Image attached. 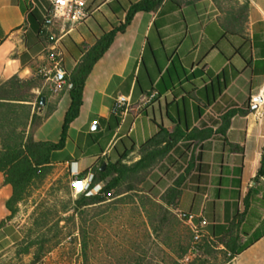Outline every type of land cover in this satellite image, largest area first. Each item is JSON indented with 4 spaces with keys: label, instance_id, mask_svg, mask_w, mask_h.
Instances as JSON below:
<instances>
[{
    "label": "crops",
    "instance_id": "obj_1",
    "mask_svg": "<svg viewBox=\"0 0 264 264\" xmlns=\"http://www.w3.org/2000/svg\"><path fill=\"white\" fill-rule=\"evenodd\" d=\"M118 1L129 6L139 0ZM174 1L165 2L155 13L137 12L127 29L117 34L87 78L80 115L71 124L66 147L56 152L54 164L67 165L72 176L94 173L103 159H117L112 149L128 137L132 139L128 145H135V150L126 162L133 163L141 157V145L161 125L169 131L177 124L218 129L226 111L251 106L248 114L233 117L226 135L217 133L203 142L180 141L150 169L143 186L161 196L195 154L196 165L177 209L207 219L206 230L212 238L222 236L236 215L245 211V198L252 188L248 217L240 228L250 229L249 219L256 224L241 235L239 243L255 234L259 238L233 264H264V176L255 181L264 152V0ZM31 3L0 0V102L27 112V135L57 142L72 103L70 87L54 92L50 81L36 76L37 66L47 61L52 47L59 46L63 66L71 73L86 50L124 21L126 12L117 0H88L93 15L84 23L41 27L37 19L28 21ZM51 35L61 37V43L56 44ZM173 61L179 76L173 72L174 82L167 80L169 88L145 103L154 88H164L161 79L174 70ZM119 94L130 96L131 104L107 148L96 152L109 133L99 122L111 116ZM34 114L38 119L33 127ZM12 195L13 187L0 171V223L11 214L7 201Z\"/></svg>",
    "mask_w": 264,
    "mask_h": 264
},
{
    "label": "rangeland",
    "instance_id": "obj_2",
    "mask_svg": "<svg viewBox=\"0 0 264 264\" xmlns=\"http://www.w3.org/2000/svg\"><path fill=\"white\" fill-rule=\"evenodd\" d=\"M6 113L0 109L3 137L13 129ZM71 173L54 164L3 219L0 264H233L222 245L211 256L191 252V226L144 181L130 179L105 201L79 206L82 193H75Z\"/></svg>",
    "mask_w": 264,
    "mask_h": 264
},
{
    "label": "trees",
    "instance_id": "obj_3",
    "mask_svg": "<svg viewBox=\"0 0 264 264\" xmlns=\"http://www.w3.org/2000/svg\"><path fill=\"white\" fill-rule=\"evenodd\" d=\"M167 1L169 0H139L136 3H131L129 6H124L117 0L126 12L124 21L118 26L113 27L109 32L104 33L91 48L84 52L76 68L71 73L67 72V79L71 83L70 92L72 103L65 115L62 134L59 141H37L32 133L29 135H26V131L19 133L17 131L18 127L21 125L27 127V122L29 120L27 112L25 110L19 112V110L13 107L10 103L0 102V109L7 110L6 117L13 115V119L10 121V124L13 125L11 133L6 134L4 137L0 135V171L5 173L6 182L13 187V195L7 201V207L11 212L10 217L18 211V204L24 199L31 186L37 180H43L51 173L56 152L63 150L66 147L71 124L81 112L87 78L95 64L109 50L117 34L119 32H124L127 29L137 12L145 11L155 13ZM175 4L180 6L178 2H175ZM113 5L111 4L112 7ZM27 16L29 22L37 19L41 27H43V16L41 15L39 8L32 3L28 7ZM243 38L247 42H250L249 39L245 37ZM173 69L174 70L169 69L167 75H163L161 79L164 88L162 89L160 86L154 88L158 91V95H161L164 90L169 88L168 79L170 83L174 82L175 76L173 72L179 76L176 61H173ZM252 110L253 108L251 106L247 108L234 107L229 109L221 116L222 124L218 129H214V127L190 128L177 124L173 131H169L166 127L161 125L159 132L141 145V157L133 163L126 162V159L129 154L135 150V145H128L127 141L132 140L131 138H121L116 142L112 149L113 154L118 155L117 159L114 160L112 156L107 160L103 159L101 164L93 169L94 178L92 186L97 182L103 181L105 184L102 190L96 194L82 193L81 197L76 202L79 206L103 202L111 197L113 192L128 180L138 178L139 181H144L149 174L150 169L164 158L180 141L195 140L203 142L217 133L226 135L233 117L236 115H246ZM201 112H203V110H201ZM122 116L123 110L119 112L113 111L109 118H101L99 123L106 125L109 133L100 142L96 152L102 153L107 148L114 137L115 129L121 123ZM37 119V114H34L32 120L33 127L37 123ZM2 131L0 133L3 134ZM122 147H124V150H121ZM196 159L197 156L193 154L185 171L174 181V184L162 194L161 199L164 203L177 206L182 194V188L195 168ZM104 162H106L107 165L103 169ZM87 173L88 172L81 173L80 176L84 177ZM262 176H264V152L262 165L257 173L255 181H258ZM251 192L252 188L249 189L245 198V211L236 215L235 219L231 222L230 227L222 236L218 238H212L209 236L203 239L201 244L202 255L211 256L220 250L218 248L222 245L225 249L221 250H224L226 254H230L229 260L232 261L241 252L251 246L254 240L259 238V235L255 234L249 241L239 243L241 235H247L249 230H251L256 224V221L252 222V220L249 219V221H251L249 226L250 229L244 227L240 228L242 222L248 217L247 212L251 205ZM249 221L246 220V223L248 224ZM202 262L203 264L205 263V261ZM192 264H198V262L196 261Z\"/></svg>",
    "mask_w": 264,
    "mask_h": 264
},
{
    "label": "built area",
    "instance_id": "obj_4",
    "mask_svg": "<svg viewBox=\"0 0 264 264\" xmlns=\"http://www.w3.org/2000/svg\"><path fill=\"white\" fill-rule=\"evenodd\" d=\"M48 2V3H46ZM32 4L39 8L43 15L44 27H49L57 22L63 24L71 23L74 26L82 24L93 15V10L88 8V0H32ZM56 44L61 43V37L55 35L50 36ZM64 52L59 46L52 47L47 54V61L39 64L36 69V76L53 84V91L60 92L64 86L71 87V83L67 79V71L63 66ZM158 96L157 90H152L147 94L145 103L152 102ZM131 104V97L125 94H119L115 99L113 107L114 112L124 111ZM263 113H259L262 116ZM73 187L77 194H96L99 193L104 184L97 182L92 186L94 173L90 172L86 176L73 174ZM180 216L191 226L194 239L191 246V252L199 253L201 244L205 237H209L206 230L209 224L208 220L198 217L193 213H184L179 211Z\"/></svg>",
    "mask_w": 264,
    "mask_h": 264
},
{
    "label": "water",
    "instance_id": "obj_5",
    "mask_svg": "<svg viewBox=\"0 0 264 264\" xmlns=\"http://www.w3.org/2000/svg\"><path fill=\"white\" fill-rule=\"evenodd\" d=\"M45 101H46V98L45 97H42V103L44 104L45 103ZM95 126H98L99 127V125L98 124H96ZM106 165H107V163L106 162H104V164H103V169L106 167Z\"/></svg>",
    "mask_w": 264,
    "mask_h": 264
}]
</instances>
